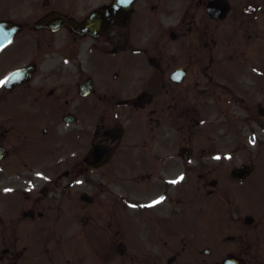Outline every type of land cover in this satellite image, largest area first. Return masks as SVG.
Listing matches in <instances>:
<instances>
[{"label":"flooded vegetation","instance_id":"1","mask_svg":"<svg viewBox=\"0 0 264 264\" xmlns=\"http://www.w3.org/2000/svg\"><path fill=\"white\" fill-rule=\"evenodd\" d=\"M213 1L0 0V264L53 247L74 264H264V177L176 176L203 163L195 128L223 124L230 86L241 130L229 26L260 25L264 0L222 18Z\"/></svg>","mask_w":264,"mask_h":264},{"label":"rangeland","instance_id":"2","mask_svg":"<svg viewBox=\"0 0 264 264\" xmlns=\"http://www.w3.org/2000/svg\"><path fill=\"white\" fill-rule=\"evenodd\" d=\"M233 2H246V3H254L256 0H231ZM260 25L254 26L251 23L243 22L241 19V26L235 24L231 25L229 28L230 37L228 38L229 49H241L245 50H255L256 42H262L264 47V15L262 16V21L260 20ZM255 27V29H254ZM257 27V28H256ZM249 54V53H247ZM233 57H229L232 59ZM229 59L225 60L222 63L223 69L233 77L236 75L234 65L236 64ZM254 60L264 61V56L261 54L254 55ZM252 61V59H250ZM244 60H241V73L246 71L248 67H243L242 63ZM238 64V63H237ZM251 70L248 69L246 75H241V88L243 85L252 81H258V83L254 86V89H250L253 94H246L248 91H244L241 89V92L244 93V101H241V130L239 123V102L237 92L232 87H228V96H224V105L223 109L220 107L218 101L216 106L220 107V110H223V113H217L215 116L220 118L222 115L225 120L223 124L220 122H211L207 119V116L202 117V122H199L195 128L196 136L195 144L193 148L197 151L204 148L206 152L203 154H198L199 159H203V163L207 165V167L202 170V164L198 165L201 167L202 171L198 169H190L189 164L182 163L181 168L177 171V176H180L182 179L185 177L184 181H189L190 178H198V173L204 172L207 173L210 177H231V171L234 167L241 165L242 163H253L257 166L258 172L262 173V177H264V148L261 150L260 147H264V113L260 114V109H264V90H258L260 93L255 94V89L264 88V62H256L255 64H251ZM253 69L263 70L260 74ZM258 75V79L256 76ZM198 81V91L201 90V82L202 78L199 76ZM249 82V83H248ZM236 89V88H235ZM238 90V88H237ZM264 112V111H263ZM200 121V120H199ZM212 125H214L212 127ZM251 126V127H250ZM259 131L258 133L252 127H256ZM262 126V129H260ZM217 127V129H215ZM182 144L186 143L184 139L188 136L187 130L182 131ZM212 150V152H211ZM260 153V154H259ZM193 164H195L193 162ZM197 171V172H196ZM141 171H135L134 173ZM256 173L252 174L255 175ZM257 177V175L255 176ZM183 181V180H182ZM64 216H70L74 218L71 214H63ZM62 216L59 220H62ZM61 254V252H60ZM69 260V264H74L75 261L78 260V251L70 247V253L65 255L58 254L54 258V262L52 264H67L66 261Z\"/></svg>","mask_w":264,"mask_h":264}]
</instances>
